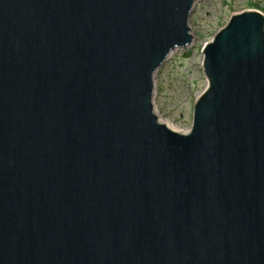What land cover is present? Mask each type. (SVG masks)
I'll list each match as a JSON object with an SVG mask.
<instances>
[{
	"label": "water",
	"instance_id": "obj_1",
	"mask_svg": "<svg viewBox=\"0 0 264 264\" xmlns=\"http://www.w3.org/2000/svg\"><path fill=\"white\" fill-rule=\"evenodd\" d=\"M200 0H0V264H264V14L203 48L191 130L155 76Z\"/></svg>",
	"mask_w": 264,
	"mask_h": 264
},
{
	"label": "rangeland",
	"instance_id": "obj_2",
	"mask_svg": "<svg viewBox=\"0 0 264 264\" xmlns=\"http://www.w3.org/2000/svg\"><path fill=\"white\" fill-rule=\"evenodd\" d=\"M253 10L264 14V0H200L190 27L194 42L187 51L171 53L155 76L154 107L161 121L186 134L193 126L194 106L208 83L203 70V48L234 14Z\"/></svg>",
	"mask_w": 264,
	"mask_h": 264
},
{
	"label": "bare ground",
	"instance_id": "obj_3",
	"mask_svg": "<svg viewBox=\"0 0 264 264\" xmlns=\"http://www.w3.org/2000/svg\"><path fill=\"white\" fill-rule=\"evenodd\" d=\"M169 57H170V56H169ZM169 57H168V58H169ZM168 58H167V60H168ZM167 60H166V61H167ZM166 61H165V62H166ZM157 72H158V71H157ZM156 74H157V73H156ZM154 94H155V90H154ZM153 102H154V99H153ZM154 108H155V107H154ZM158 120H159L160 123L166 125L169 129H171L170 125H169L167 122H165V121H161L160 118H158ZM171 130H172V129H171ZM178 133H179V132H178Z\"/></svg>",
	"mask_w": 264,
	"mask_h": 264
}]
</instances>
